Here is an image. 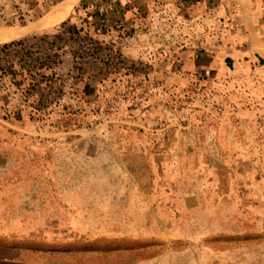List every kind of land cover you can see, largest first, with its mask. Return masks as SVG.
<instances>
[{
    "label": "rangeland",
    "instance_id": "obj_1",
    "mask_svg": "<svg viewBox=\"0 0 264 264\" xmlns=\"http://www.w3.org/2000/svg\"><path fill=\"white\" fill-rule=\"evenodd\" d=\"M62 1L0 0V45L68 20L112 49L84 77L62 55L41 120L0 78V264H264V0H107L96 29L79 0L41 26Z\"/></svg>",
    "mask_w": 264,
    "mask_h": 264
},
{
    "label": "trees",
    "instance_id": "obj_2",
    "mask_svg": "<svg viewBox=\"0 0 264 264\" xmlns=\"http://www.w3.org/2000/svg\"><path fill=\"white\" fill-rule=\"evenodd\" d=\"M106 1L100 0V3H96L93 13L86 14L85 20L81 23L94 29L104 27L107 21L106 15L114 11V6L110 2L104 6ZM89 19H91L90 23L88 22ZM67 22L68 20L63 22L56 30L57 33L52 35L51 38L47 33H44L42 36H33L30 39H22L0 45V52L7 51L10 47H17L19 48L18 51L24 52L23 57H27V59L23 57L19 58L18 63L20 64L18 70H13L12 67L0 68V78L7 75H11L12 78L20 76L22 77L20 82H27L26 86L32 87L29 89L20 88L24 103L14 113L16 116H19L23 110L27 109L29 110L28 116L30 119L36 118L37 120H41L53 112L54 106L58 103L59 95L63 91V86H61L62 80L57 74V70L63 64L61 60L62 55L69 53L68 55L72 59L71 70H75L80 77H84L89 68L88 66L87 68H83L87 62L80 61L85 59V57H91L94 61H97L98 57L102 56L105 51L112 52V49L105 43L92 40L91 38H87L91 47L87 48L83 46L86 43L80 39L79 34L84 32V28L82 26L79 28L66 27ZM87 33L86 31L85 34ZM30 40H39L44 43L47 51L44 58H33L39 52L26 50L33 47L32 44L27 45ZM7 70L11 72L8 74ZM42 84H44L43 89L40 88Z\"/></svg>",
    "mask_w": 264,
    "mask_h": 264
},
{
    "label": "bare ground",
    "instance_id": "obj_3",
    "mask_svg": "<svg viewBox=\"0 0 264 264\" xmlns=\"http://www.w3.org/2000/svg\"><path fill=\"white\" fill-rule=\"evenodd\" d=\"M79 0H64L55 5L40 21V25L49 26L63 20L78 4ZM12 37V34L0 28V43Z\"/></svg>",
    "mask_w": 264,
    "mask_h": 264
}]
</instances>
